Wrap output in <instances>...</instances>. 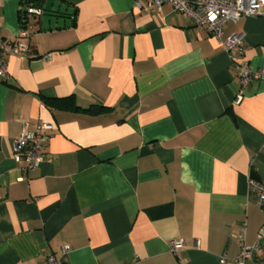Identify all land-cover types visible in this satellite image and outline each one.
<instances>
[{"label": "crops", "instance_id": "0c3cea01", "mask_svg": "<svg viewBox=\"0 0 264 264\" xmlns=\"http://www.w3.org/2000/svg\"><path fill=\"white\" fill-rule=\"evenodd\" d=\"M40 3L26 59L5 54L0 77V264H235L264 225L248 188L264 184V79L240 86L236 67L264 69V16L217 39L168 3ZM19 8L0 0V40ZM40 122L52 127L29 169L12 145ZM246 264H264V243Z\"/></svg>", "mask_w": 264, "mask_h": 264}, {"label": "built area", "instance_id": "2783aa9c", "mask_svg": "<svg viewBox=\"0 0 264 264\" xmlns=\"http://www.w3.org/2000/svg\"><path fill=\"white\" fill-rule=\"evenodd\" d=\"M163 3H168L174 12L188 17L195 25L204 26L217 39L220 38L223 25L228 21H235L244 16H264V0H134V6L141 10H147L150 6L160 9ZM43 13L42 7L34 5L30 0H22L19 8L20 28L16 38L0 40V77L4 78L8 75L5 54L14 55L20 60L26 59L21 40L29 34V21ZM223 45L230 53L232 61H235L234 52H242V36L231 35L223 42ZM44 57L48 60L50 54H46ZM236 67L240 86L249 83L251 79H264V69H253L247 61L238 62ZM240 98L241 92L236 96L235 102H238ZM51 127L50 124L40 122L35 126L33 132L19 134L13 141V158L16 161L24 160L26 168L37 167L43 159L42 147L47 139L46 131ZM248 188L256 194L257 206L264 211V184L256 180H249ZM262 243H264V225L261 226L257 234L256 242L250 246L243 244L239 255L232 259V262L246 264ZM183 244L182 239L171 240L172 252L181 249ZM66 249L67 246H62V250ZM224 259L225 257H221L220 261H224ZM46 262L47 264H62L53 254L47 255ZM133 264H140L137 258Z\"/></svg>", "mask_w": 264, "mask_h": 264}, {"label": "trees", "instance_id": "16d2710c", "mask_svg": "<svg viewBox=\"0 0 264 264\" xmlns=\"http://www.w3.org/2000/svg\"><path fill=\"white\" fill-rule=\"evenodd\" d=\"M30 1H32L33 2V4L34 5H36V6H40V0H30ZM21 2H22V0H20V4H21ZM41 7V6H40ZM19 19H20V16H19ZM60 100H62V99H60ZM60 100H54V101H48V103L49 104H53L54 102H56V101H60Z\"/></svg>", "mask_w": 264, "mask_h": 264}]
</instances>
